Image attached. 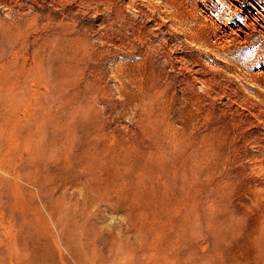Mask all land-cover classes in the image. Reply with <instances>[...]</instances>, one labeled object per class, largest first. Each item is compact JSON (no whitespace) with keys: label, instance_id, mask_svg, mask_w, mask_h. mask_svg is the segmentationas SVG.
Here are the masks:
<instances>
[{"label":"rangeland","instance_id":"374dc122","mask_svg":"<svg viewBox=\"0 0 264 264\" xmlns=\"http://www.w3.org/2000/svg\"><path fill=\"white\" fill-rule=\"evenodd\" d=\"M0 264H264V0H0Z\"/></svg>","mask_w":264,"mask_h":264}]
</instances>
